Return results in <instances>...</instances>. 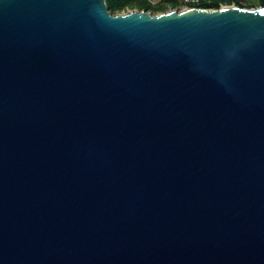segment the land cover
Instances as JSON below:
<instances>
[{"label": "water", "instance_id": "obj_1", "mask_svg": "<svg viewBox=\"0 0 264 264\" xmlns=\"http://www.w3.org/2000/svg\"><path fill=\"white\" fill-rule=\"evenodd\" d=\"M259 3L0 0V264H264Z\"/></svg>", "mask_w": 264, "mask_h": 264}, {"label": "rangeland", "instance_id": "obj_2", "mask_svg": "<svg viewBox=\"0 0 264 264\" xmlns=\"http://www.w3.org/2000/svg\"><path fill=\"white\" fill-rule=\"evenodd\" d=\"M176 5H173L172 2L167 1V0H147V2L150 4V6H152V8H163V10H159V11H155L153 9H149V11L152 13L153 15H157V14H161V13H165V12H169L171 10H179L181 11L183 8L180 4L179 0H176ZM210 0H205L203 2V4H207L208 8L206 9H219L221 8V6H231L233 5V3L237 4H242L245 6L248 5H255L257 7L260 6L259 0H234L231 4H221L219 6V8H214L211 3ZM141 2L140 0H133L132 2H126V4L121 7L119 10L115 11L113 14H123V13H127L128 11H132V10H142V7L140 6Z\"/></svg>", "mask_w": 264, "mask_h": 264}, {"label": "trees", "instance_id": "obj_3", "mask_svg": "<svg viewBox=\"0 0 264 264\" xmlns=\"http://www.w3.org/2000/svg\"><path fill=\"white\" fill-rule=\"evenodd\" d=\"M133 0H106L108 8L110 12L113 14L115 11L119 10L121 7H123L126 2H132ZM173 3V5H176V0H167ZM211 5L214 8H219L221 4H231L234 0H210ZM142 10L149 11V9H153L152 6L147 2V0H140ZM201 8H208L207 4H203ZM155 11L163 10V8H154Z\"/></svg>", "mask_w": 264, "mask_h": 264}, {"label": "built area", "instance_id": "obj_4", "mask_svg": "<svg viewBox=\"0 0 264 264\" xmlns=\"http://www.w3.org/2000/svg\"><path fill=\"white\" fill-rule=\"evenodd\" d=\"M179 1L183 9H191V8H201L205 0H179ZM233 5H236V3H233Z\"/></svg>", "mask_w": 264, "mask_h": 264}, {"label": "bare ground", "instance_id": "obj_5", "mask_svg": "<svg viewBox=\"0 0 264 264\" xmlns=\"http://www.w3.org/2000/svg\"><path fill=\"white\" fill-rule=\"evenodd\" d=\"M182 10H185V9H182Z\"/></svg>", "mask_w": 264, "mask_h": 264}, {"label": "snow or ice", "instance_id": "obj_6", "mask_svg": "<svg viewBox=\"0 0 264 264\" xmlns=\"http://www.w3.org/2000/svg\"><path fill=\"white\" fill-rule=\"evenodd\" d=\"M262 14H264V13H262Z\"/></svg>", "mask_w": 264, "mask_h": 264}]
</instances>
